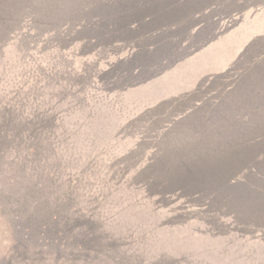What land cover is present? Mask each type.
<instances>
[{
  "label": "rangeland",
  "instance_id": "374dc122",
  "mask_svg": "<svg viewBox=\"0 0 264 264\" xmlns=\"http://www.w3.org/2000/svg\"><path fill=\"white\" fill-rule=\"evenodd\" d=\"M264 0H0V264H264Z\"/></svg>",
  "mask_w": 264,
  "mask_h": 264
},
{
  "label": "crops",
  "instance_id": "0c3cea01",
  "mask_svg": "<svg viewBox=\"0 0 264 264\" xmlns=\"http://www.w3.org/2000/svg\"><path fill=\"white\" fill-rule=\"evenodd\" d=\"M263 3H264V1H263Z\"/></svg>",
  "mask_w": 264,
  "mask_h": 264
}]
</instances>
